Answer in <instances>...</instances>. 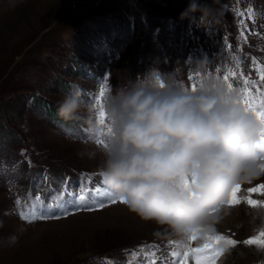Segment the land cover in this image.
<instances>
[{"label":"rangeland","instance_id":"obj_1","mask_svg":"<svg viewBox=\"0 0 264 264\" xmlns=\"http://www.w3.org/2000/svg\"><path fill=\"white\" fill-rule=\"evenodd\" d=\"M191 2L16 0L13 7L11 0H0V264H146L142 247L156 252L157 264H166L171 252L183 251L182 244L170 243L175 240L154 235L161 226L140 220L120 202L47 220L30 221L20 213L30 207L29 194L47 205L58 195L71 199L82 182L106 187L97 172L99 157L78 156L90 146L86 124L58 115L70 83H78L89 102L105 77L115 88L155 67H178L191 84L201 75L193 71V61L206 57L209 75L223 79L229 69L237 73L230 82L238 96L245 87L241 72L264 91L253 63L264 64V0H217L220 23L207 30L182 18ZM34 98L51 105L45 102L41 109ZM259 184L264 176L242 185V202L218 225L217 235L238 243L216 264L264 260L255 245L244 243L260 234L253 232L246 202L247 189ZM251 198L264 201L261 193ZM205 242L200 238L191 247Z\"/></svg>","mask_w":264,"mask_h":264},{"label":"clouds","instance_id":"obj_2","mask_svg":"<svg viewBox=\"0 0 264 264\" xmlns=\"http://www.w3.org/2000/svg\"><path fill=\"white\" fill-rule=\"evenodd\" d=\"M216 3L192 0L181 16L198 28H213L221 15ZM193 62V71L201 74L195 89L178 67H155L110 88L100 118L78 83H70L58 102L61 118L83 120L87 126L90 146L78 156L99 157L103 184L140 220L161 226L156 237L178 244L193 234L202 241L216 236L218 225L232 215L233 188L264 176V126L245 111L235 90L208 74L211 61ZM248 213L253 232L264 231V207H251ZM220 249L224 259L232 254L227 245ZM255 252L264 254V248Z\"/></svg>","mask_w":264,"mask_h":264},{"label":"snow or ice","instance_id":"obj_3","mask_svg":"<svg viewBox=\"0 0 264 264\" xmlns=\"http://www.w3.org/2000/svg\"><path fill=\"white\" fill-rule=\"evenodd\" d=\"M253 63L256 65V71L259 75V83H264V64H259L255 59ZM219 72V69H216ZM243 78L245 87L240 90L238 96V102L241 103L246 112L254 114L258 121L264 126V91L259 87V84L255 80L244 77L243 73H239ZM237 76L235 71L231 69L228 70L227 74L223 76L224 82L228 85L230 90H235L230 78ZM219 78V77H218ZM190 80H193V77H189ZM193 89L196 87V83H191ZM255 88V92L253 91ZM110 89L105 77L104 84L100 89L99 95L92 97L91 102L98 109V118L104 115L103 108V97L105 93ZM256 93H259L257 96ZM69 131V130H66ZM87 131V129L85 130ZM69 134H71L69 132ZM261 141H264V133L260 137ZM100 143L101 141H97ZM264 167V166H262ZM46 178V177H45ZM241 191V185H236L229 198V206H235L242 201L238 193ZM248 197L246 202L251 207H264V201L252 199L251 196L253 193H261L264 195V184H259L257 187H249L247 189ZM71 199H65L63 196H57L55 204H45L40 196H36L32 199L31 194H29V199L31 200L30 207L28 211L21 212L20 215L22 218L28 220H47L52 218H60L61 216H67L72 214L73 209L76 211L86 210L94 211L97 209L104 208L107 204L113 203H123L125 204L122 198H118L115 194L108 188L103 186H94L89 187L87 184L82 182L78 191H75L71 194ZM16 203L19 205L20 201L17 200ZM200 239L196 234H193L189 237L186 243L180 245L183 248V251H173L171 252V261L166 262V264H188L189 260H194L195 264H216V260L221 255V249L217 246L223 242L228 247L235 246L238 242L236 240L227 239L223 235L209 236L205 239V243L200 247H191V244ZM172 244H177L176 241H170ZM247 245H255L256 247L264 248V231H261L258 236L251 237L244 241ZM155 247V246H149ZM141 251L144 253V261L146 264H157L156 252H146L143 247ZM133 257L137 256L136 252L132 253ZM130 264V262H129Z\"/></svg>","mask_w":264,"mask_h":264},{"label":"trees","instance_id":"obj_4","mask_svg":"<svg viewBox=\"0 0 264 264\" xmlns=\"http://www.w3.org/2000/svg\"><path fill=\"white\" fill-rule=\"evenodd\" d=\"M63 83L66 84L67 82H66V81H65V82L63 81ZM63 86H64V84H63ZM65 86H66V85H65ZM65 86H64V87H65ZM34 101L37 102V105H38L41 109H46L45 107H46L47 104H46L45 102H48V101L43 100V99H41V98H40V99H36V98H34ZM48 103H49V102H48ZM49 104H50V103H49ZM50 105H51V104H50ZM52 106H53V105H52ZM53 107H54V106H53ZM48 110L50 111L49 113H51V109H48ZM0 115H1V113H0ZM1 116H2V115H1ZM10 119H11V118H10ZM10 119H9V120H10ZM3 129H4V128H3Z\"/></svg>","mask_w":264,"mask_h":264},{"label":"bare ground","instance_id":"obj_5","mask_svg":"<svg viewBox=\"0 0 264 264\" xmlns=\"http://www.w3.org/2000/svg\"><path fill=\"white\" fill-rule=\"evenodd\" d=\"M232 216V215H231ZM231 216H229L228 218H226L223 223H227V221H229L231 219Z\"/></svg>","mask_w":264,"mask_h":264}]
</instances>
